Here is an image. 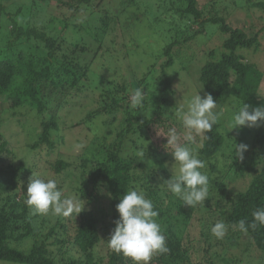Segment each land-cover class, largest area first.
<instances>
[{"label":"trees","instance_id":"1","mask_svg":"<svg viewBox=\"0 0 264 264\" xmlns=\"http://www.w3.org/2000/svg\"><path fill=\"white\" fill-rule=\"evenodd\" d=\"M199 1L179 0L182 7L175 6L173 10L180 20L184 15L193 18L194 22L198 21L200 30L187 37L181 32L175 41L160 51L165 61L159 67L161 74L154 78L156 86L153 90L152 85L150 90L145 86L154 94L155 105L151 107L147 98L140 109L134 110L129 105L132 92L147 81V77H143L133 78L127 85L115 86L118 91H129V96L106 91L104 96L101 95L105 97L104 102L97 107L88 106L91 109L82 123L90 132L94 129V138L86 148L89 157H83L78 165L84 180L80 186L74 183L77 185L76 194L84 201V207L77 216L73 213L68 217L55 215L54 218L51 214L34 212L25 203L26 191H21L22 196L18 195L22 189L18 175L23 166L0 169V194L5 195L0 205V261L14 264H133L131 258L113 251L107 239L119 218L116 205L125 192L136 188L153 201L159 213L156 219L168 248L167 253L154 254L148 264H264V227L250 228L247 233L235 227L241 219L252 223V213L257 208H264V166L259 161V153L250 152L248 159L246 152L243 159L235 156V145L264 147V122H258L251 128L249 138L241 132L230 142H225L223 133L218 130L220 121L206 134V138H197L198 157L204 161L202 171L209 181L208 199L204 206L190 208L183 205L163 186V182L172 175V149L167 145L166 137L154 139L151 132L159 126L170 129L176 126V129L179 127L177 132L183 133L180 121L165 112L171 108L168 101L173 94V81L166 70L174 64V57L181 53L182 47L201 33L207 23L217 24L226 37L221 41V49L207 53V61L198 75L199 89L195 87V91L210 94L220 106H227L225 118L222 117L225 126L241 104L248 105L250 110L264 106V100L258 99L257 94L264 72L249 55L246 58L242 53L257 50L259 35H248L243 28L226 23L217 14L219 0H208L204 8L211 17L206 19L198 10ZM108 2L72 0L60 3L71 11L78 6L92 8L94 3L101 7ZM120 2L125 12L135 1ZM29 3L20 8L17 6L13 12L10 11L12 7L7 8L0 3V37L4 26L11 27L9 34L14 37L0 49V97L6 95L4 100L10 101L11 116L24 106L35 109L41 115L47 111L49 101L54 105L55 112L62 108L63 105L59 104L62 100L76 101L81 96L80 90L89 71V64L81 58L89 59L92 55L88 53V47L80 42L69 52L65 51L61 39L49 35L45 28L31 24V21L27 24L31 26H23L19 21L25 18L20 13L28 14L27 19L30 20L31 11L33 13L36 8L34 3ZM257 7L264 9V4H257ZM99 20L101 31L100 34L95 33L98 43L105 37L110 25L115 23V18L105 16ZM58 24L65 27L64 22L59 20L53 24L55 29ZM71 29L74 33L75 26ZM4 35L7 33L4 32ZM0 43L3 44L1 40ZM175 48L176 54L173 53ZM77 50L81 53L76 54ZM79 54L85 55L80 58ZM55 62L56 71L53 73ZM153 71L154 63L147 66L146 73L151 76ZM165 104L168 106L166 109ZM50 123L52 128L57 129L53 120ZM42 126L38 141L31 147L47 144L53 148L52 129L45 123ZM5 150V143L0 140V153ZM154 158L159 168L149 167L147 162ZM55 166L56 171L61 172L70 165L59 160ZM236 177H248L249 182L243 189L229 191L226 181ZM218 221L228 226L223 239H217L211 233V228ZM101 244L108 247L104 257L98 253Z\"/></svg>","mask_w":264,"mask_h":264},{"label":"rangeland","instance_id":"2","mask_svg":"<svg viewBox=\"0 0 264 264\" xmlns=\"http://www.w3.org/2000/svg\"><path fill=\"white\" fill-rule=\"evenodd\" d=\"M134 1V5H130L123 12L124 7L121 5L120 0H109L108 3H103L101 7H98L95 3L92 8L78 6L77 9L71 11L61 6L60 2H72V0H0V3L7 8L12 7L11 12L15 11L17 6L20 8L23 4L34 3L36 8L33 13L31 11L30 20L27 19L28 14H24L23 11L20 13L25 18L19 21L23 26H31L27 25L31 21V24L35 23L36 26L45 28L49 35L63 41L61 46L67 52L76 43L80 42L79 44H85L88 47V53H92L89 59L81 58L86 52L83 55L79 54L83 62L89 64L88 78L80 90L81 96L76 101L66 100L65 102L62 100L59 104L63 106L57 112H55L54 105L49 101L45 114L40 115L35 109L24 106L15 110L14 116H11L10 101L4 100L6 95L0 97V109L2 110L0 114V140L5 143L6 149L3 153H0V169L23 166L18 175L21 179L20 187L22 188L18 191L19 196H22L21 191H26L32 175L45 180L54 178L65 195H77L75 188L77 185L80 186V182L84 180L78 165L83 157H89L90 153L86 148L94 138V129L90 132L82 123L86 113L91 109L88 106L97 107L104 102L105 97H101V95L104 96L106 91L114 95L118 93L119 96H129V91H118L119 89L115 86L127 85L133 78L141 79L143 77H147V81L142 82L144 86H140V88L145 92L148 104L151 107L155 105L157 100L154 99V94L150 93L145 86L149 90L151 85L152 90L156 86L157 82L154 78L159 73L161 74L159 67L165 61V57L160 56V51L165 45L175 41L177 35H180L181 32H184L183 36L187 37V35H192L195 31L200 30L198 21L194 22L193 18L184 15L180 20L173 12L175 6L182 7L179 0ZM218 3L217 12L219 13L217 14L224 18L226 23L243 28L248 35H259L257 50H250L248 54L246 52L242 53L246 58L250 56L264 72V9L257 7V4H264V0H219ZM207 4L208 0H200L197 5L198 10L206 19L211 17L204 8ZM105 16H108V18L114 17L115 23L110 25L107 34L98 43L95 33L100 34L101 21L99 19ZM59 20L64 22L65 27L58 24L56 25L57 29H55L53 24H57ZM73 26H75L74 33L71 29ZM4 32L9 36H5ZM10 32V26L3 27L1 31L3 35L0 40L4 45L0 43V49L5 46L7 41L14 38L13 35L9 34ZM225 37L226 34L219 30L217 24L207 23L201 33L189 40V44L183 47L179 44L182 51L179 55H174V64L166 70L173 81L171 89L173 94L168 101V103L170 102L168 106H171V108L168 109L167 104L163 105L165 109L167 108L166 111L164 110L168 113L167 115L176 117L177 122L180 120L176 116V109L198 92L195 91V87L199 89L198 75L200 68L207 61V53L210 50L221 49V41ZM85 46L82 45L81 47L85 48ZM176 52L177 48L174 49L173 53L176 54ZM78 53H81V51L77 50L76 54ZM152 63L155 65V71L150 76L147 75L146 70L147 66L152 65ZM56 65L55 62L52 68L53 73L56 71ZM198 94L204 97L201 91ZM257 94L258 99L263 101L264 76ZM221 107L226 108L227 106L221 105ZM223 117L225 118V115ZM52 120L56 123L57 129L50 126ZM172 120L174 121V119ZM220 122L221 127H218V130L223 133L225 142H230L234 136L241 132L245 138L252 135L249 132L252 131V127H246L248 131L246 128H234L231 132L228 127L230 121L225 122L227 126L224 125L222 119ZM42 123L47 124L52 129L51 137L55 142L53 148H49L47 144L31 147L40 137L43 128ZM174 127L176 129V126ZM169 129L165 126H159L156 130H152L151 136L154 139H160L164 137ZM181 134L183 135V133ZM181 140L183 141V136ZM250 152L259 153V161L264 166V147L249 144L245 153L247 159L250 157ZM59 160L68 163L70 166L66 170L57 172L55 164ZM156 162L157 160L154 158L147 163L150 168H159L160 166ZM248 182V177L245 179L236 177L233 180L231 178L230 181L227 180L226 185L229 191H236L246 187ZM74 183L77 185L75 186ZM4 198L5 195L0 194V205L3 203ZM50 214L51 217L55 216V214L49 212L48 215ZM107 250L108 247L104 244L98 247V253L102 257L105 256ZM103 261L106 262V260ZM0 264L14 263L0 261Z\"/></svg>","mask_w":264,"mask_h":264},{"label":"clouds","instance_id":"3","mask_svg":"<svg viewBox=\"0 0 264 264\" xmlns=\"http://www.w3.org/2000/svg\"><path fill=\"white\" fill-rule=\"evenodd\" d=\"M198 92L176 109L183 129V142L175 128L169 129L164 135L167 145L172 149L170 153L174 163L172 175L163 182V186L190 208L204 206L209 192L208 176L202 171L205 164L198 157L197 138H206V134L213 130L227 111L212 95L205 94L202 98ZM144 101L145 92L142 88H137L129 97V105L134 110L142 108ZM258 122H264V106L250 110L248 105L241 104L231 117L229 129L251 128ZM246 151L247 145H235L236 158L243 159ZM25 196V203L39 214L51 212L68 217L75 213L77 216L84 207L80 196L65 195L54 178L45 180L32 175ZM116 212L119 218L107 239L113 251L131 258L133 264H148L154 254L168 252L165 236L156 219L159 213L142 190L131 188L125 192L116 205ZM252 218V223L241 219L235 227L242 233H247L250 228L264 227V208H257ZM227 230L228 226L218 221L211 228V233L217 239H223Z\"/></svg>","mask_w":264,"mask_h":264}]
</instances>
